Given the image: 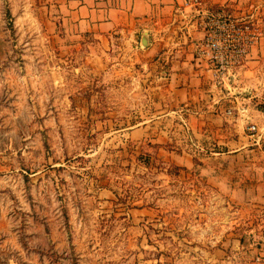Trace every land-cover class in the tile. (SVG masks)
<instances>
[{"label": "rangeland", "instance_id": "obj_1", "mask_svg": "<svg viewBox=\"0 0 264 264\" xmlns=\"http://www.w3.org/2000/svg\"><path fill=\"white\" fill-rule=\"evenodd\" d=\"M54 5L0 0V264H246L260 209L232 201L207 156L238 149L235 113L264 150V50L240 84L195 87L170 75L163 41L200 30L201 4L145 21L151 54L138 30L65 40ZM220 105L228 119L207 126Z\"/></svg>", "mask_w": 264, "mask_h": 264}, {"label": "crops", "instance_id": "obj_2", "mask_svg": "<svg viewBox=\"0 0 264 264\" xmlns=\"http://www.w3.org/2000/svg\"><path fill=\"white\" fill-rule=\"evenodd\" d=\"M246 1L256 4V6L249 9L250 11L247 12V14H244L245 12L242 11L239 4ZM54 2L55 11L59 14L58 17L61 18L65 40L75 37L80 38L85 35H93L102 39L112 34L128 33L130 30H138L141 34V31L147 30L142 27L145 21H150V18L153 16L165 12L169 14L170 17L176 19L182 17L184 11L188 10L187 6H184V11H182V0H54ZM231 3L236 4L234 5L235 11L233 13L240 17L242 16L241 14H264V0H200L201 7L205 9H214ZM188 23L189 22H186L185 24L188 25ZM194 24L195 23L189 25V29L186 31L187 33L185 32L184 34V32H182L181 34H176L171 42L168 40L163 42H165L164 45L174 47L173 49H171L172 47L169 49L172 53L169 59L170 75L183 78L187 72L192 85L196 87L202 80L204 81V79H210L211 77L206 63L196 58L194 54V43L203 36L201 30H195ZM262 26L264 29V24H262ZM147 32L149 36V45L145 53L151 54V52H156L159 47L156 46L157 43L152 39V33L149 31ZM182 43L187 44L188 50L186 51L184 49L185 55L180 53L182 50ZM263 50L264 33L260 40L250 48L246 63L255 62L260 54H262ZM245 65L246 64L236 70L232 83L240 84V81H242L247 72H249V68H245ZM184 68L186 69L184 70ZM180 89L181 88H176L174 90L176 99L178 91L181 92ZM187 90L189 91L190 89ZM192 90L195 91L194 88H192ZM192 93L193 92H191V94ZM186 94L189 97L190 91L186 92L183 98H186ZM216 96H218L217 92ZM222 96H225V94ZM214 104L211 103L212 110ZM222 107L223 106L220 105L215 108L218 114H210L209 117H207L208 114L206 113L209 109L204 110V116L206 117L203 119V122L209 126L210 123L206 119L213 121L227 120L228 118L226 119L224 113L223 115L220 114L221 116L219 115ZM243 109L249 111V108H244L239 104L230 107L231 112L236 110L240 113ZM234 115L237 121V123L234 124L237 129H234V131L236 132L235 134H237L238 144L236 146H238V149L229 150L227 148V150L224 151L217 150L211 152L207 158L213 162L222 160L223 169L219 167L221 163L217 161L218 166L211 167L210 173L213 175L216 170H221L222 173L228 175L224 176V179L222 178V182H219L220 187L228 193L232 201H241V203L244 202L245 204H252L255 207H259L261 213V227H264V150L258 149L257 147L260 145L257 139L258 137H255L257 134L244 135V118H241L236 113ZM224 137L226 138L223 139L222 142L228 145L230 137ZM222 149L225 148L222 147ZM181 158L185 161L187 160L184 156H181ZM262 232H264V230H262ZM244 254H246L248 258L247 261H245L246 264H264L263 262L251 261L252 258L257 255H264V245L258 248V250L248 247L245 249Z\"/></svg>", "mask_w": 264, "mask_h": 264}, {"label": "built area", "instance_id": "obj_3", "mask_svg": "<svg viewBox=\"0 0 264 264\" xmlns=\"http://www.w3.org/2000/svg\"><path fill=\"white\" fill-rule=\"evenodd\" d=\"M182 4L193 7L200 4V0H182ZM195 9L201 15L197 26L203 36L194 43V54L206 63L213 84L226 90L229 79L248 58L250 48L262 37L263 29L257 22L244 21L223 7L205 9L199 6ZM227 112L231 113V110ZM248 129L254 132L256 127L252 124ZM254 259L264 263V255Z\"/></svg>", "mask_w": 264, "mask_h": 264}, {"label": "water", "instance_id": "obj_4", "mask_svg": "<svg viewBox=\"0 0 264 264\" xmlns=\"http://www.w3.org/2000/svg\"><path fill=\"white\" fill-rule=\"evenodd\" d=\"M141 44L142 45H148V35L146 33V31H144L141 35Z\"/></svg>", "mask_w": 264, "mask_h": 264}, {"label": "trees", "instance_id": "obj_5", "mask_svg": "<svg viewBox=\"0 0 264 264\" xmlns=\"http://www.w3.org/2000/svg\"><path fill=\"white\" fill-rule=\"evenodd\" d=\"M8 15H9V13H8Z\"/></svg>", "mask_w": 264, "mask_h": 264}]
</instances>
